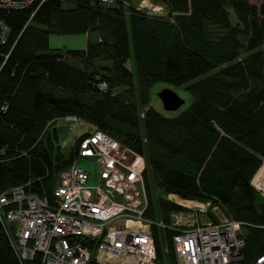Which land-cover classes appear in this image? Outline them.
<instances>
[{
    "label": "trees",
    "instance_id": "16d2710c",
    "mask_svg": "<svg viewBox=\"0 0 264 264\" xmlns=\"http://www.w3.org/2000/svg\"><path fill=\"white\" fill-rule=\"evenodd\" d=\"M150 1L159 13L126 0L0 8L9 28L0 46V192L23 186L51 201L87 130L63 149L59 129L45 124L73 115L143 157L144 216L166 222L179 208L168 192L219 202L242 223L238 264H250L264 251V199L249 184L264 159V0ZM50 33H83L85 46L49 48ZM154 82L183 86L190 102L162 115L149 105ZM151 231L156 264H176L172 231ZM0 264H20L1 222Z\"/></svg>",
    "mask_w": 264,
    "mask_h": 264
},
{
    "label": "built area",
    "instance_id": "2783aa9c",
    "mask_svg": "<svg viewBox=\"0 0 264 264\" xmlns=\"http://www.w3.org/2000/svg\"><path fill=\"white\" fill-rule=\"evenodd\" d=\"M35 1L0 0V8L25 9ZM8 33L0 19V46ZM5 57L0 51V67ZM98 87L103 90L105 84ZM58 120L72 126L82 122L65 115L48 121L45 128H59ZM86 130L72 162L58 173L51 201L26 193L23 186L0 192V222L20 264H156L152 225L172 231L176 264L239 263L242 223L222 204L168 192L165 200L179 208L168 213L166 222L152 221L144 216L143 157L95 127ZM72 142L58 140L62 148ZM79 160L88 162L89 170L77 166ZM249 184L264 199V159ZM260 227L264 232V224ZM250 264H264V251Z\"/></svg>",
    "mask_w": 264,
    "mask_h": 264
},
{
    "label": "rangeland",
    "instance_id": "374dc122",
    "mask_svg": "<svg viewBox=\"0 0 264 264\" xmlns=\"http://www.w3.org/2000/svg\"><path fill=\"white\" fill-rule=\"evenodd\" d=\"M126 1H128L130 4L138 8L145 9L146 11H150L153 13L160 12V9L153 6L150 7V3H151L150 0H126ZM230 18L231 19L233 18L232 14H230ZM91 37H93V34L90 35V38ZM85 41H86V35L83 33H77V34L50 33L47 37L48 47L59 49L61 51L67 49H83L85 46ZM126 64L128 68L134 73V65L131 56H129ZM164 87H167L172 91H174L183 100V103L175 111L164 110L160 104V101L156 96L157 92ZM190 99L191 98L189 93L186 91V89H184L183 86H174L172 84L165 82H154L149 88V105L164 116L171 115L175 112L184 109L190 102ZM56 123L57 126L60 125V127L58 128L59 139H66L68 143H70L74 139V137L77 136V134L79 135L81 132H83L89 127V125L83 121L81 122L80 125L74 124L73 126L70 125V123H64L63 120H58ZM69 126H71V128L67 129V127ZM64 148L65 147H63V149ZM93 163L94 161L92 160V164ZM76 165L79 167H83L86 170H89V166H90V164L88 162H85L84 160H79L76 163ZM92 183H94V177H90V180H88V185H92Z\"/></svg>",
    "mask_w": 264,
    "mask_h": 264
},
{
    "label": "water",
    "instance_id": "95a60500",
    "mask_svg": "<svg viewBox=\"0 0 264 264\" xmlns=\"http://www.w3.org/2000/svg\"><path fill=\"white\" fill-rule=\"evenodd\" d=\"M162 108L166 111H175L183 103V100L171 89L164 87L156 94Z\"/></svg>",
    "mask_w": 264,
    "mask_h": 264
},
{
    "label": "bare ground",
    "instance_id": "6f19581e",
    "mask_svg": "<svg viewBox=\"0 0 264 264\" xmlns=\"http://www.w3.org/2000/svg\"><path fill=\"white\" fill-rule=\"evenodd\" d=\"M156 2V1H155ZM78 135V134H77ZM80 135V134H79ZM76 143V142H75ZM146 217V216H145Z\"/></svg>",
    "mask_w": 264,
    "mask_h": 264
}]
</instances>
